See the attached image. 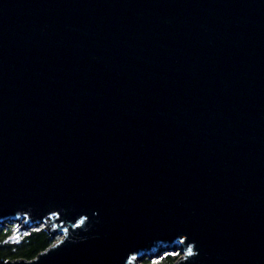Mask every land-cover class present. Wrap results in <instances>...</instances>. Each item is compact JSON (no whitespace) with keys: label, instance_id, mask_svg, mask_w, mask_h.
<instances>
[{"label":"water","instance_id":"water-1","mask_svg":"<svg viewBox=\"0 0 264 264\" xmlns=\"http://www.w3.org/2000/svg\"><path fill=\"white\" fill-rule=\"evenodd\" d=\"M5 264H264V0H0Z\"/></svg>","mask_w":264,"mask_h":264},{"label":"trees","instance_id":"trees-1","mask_svg":"<svg viewBox=\"0 0 264 264\" xmlns=\"http://www.w3.org/2000/svg\"><path fill=\"white\" fill-rule=\"evenodd\" d=\"M15 223L0 225V264L16 258L32 259L55 240L43 225L15 232ZM179 253L165 252L156 258L155 264H174ZM143 264L151 263L144 259ZM153 263V262H152Z\"/></svg>","mask_w":264,"mask_h":264},{"label":"rangeland","instance_id":"rangeland-1","mask_svg":"<svg viewBox=\"0 0 264 264\" xmlns=\"http://www.w3.org/2000/svg\"><path fill=\"white\" fill-rule=\"evenodd\" d=\"M23 219H21V220H12L11 222L12 223H15V232L14 233H17L18 232V230L19 231H21V230H28V229H25L23 226H24V223H23V221H22ZM8 221V220H7ZM6 221V222H7ZM6 222H4L3 224H6ZM9 222V221H8ZM23 223V224H22ZM60 237V235L58 234V235H56V236H54V238H55V240L54 241H56L58 238ZM175 252V251H174ZM158 257V256H157ZM157 257H153V258H151V259H148V260H150L151 261V263H146V264H155L154 262L156 261V258ZM142 261H144V260H142ZM153 262V263H152Z\"/></svg>","mask_w":264,"mask_h":264},{"label":"bare ground","instance_id":"bare-ground-1","mask_svg":"<svg viewBox=\"0 0 264 264\" xmlns=\"http://www.w3.org/2000/svg\"><path fill=\"white\" fill-rule=\"evenodd\" d=\"M22 224H23V223H22ZM39 226H40V225H39ZM36 227H37V226H36ZM172 252H174V251H172ZM142 262H143V261H142ZM142 262H141V263H142ZM142 264H143V263H142Z\"/></svg>","mask_w":264,"mask_h":264}]
</instances>
